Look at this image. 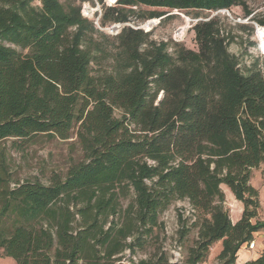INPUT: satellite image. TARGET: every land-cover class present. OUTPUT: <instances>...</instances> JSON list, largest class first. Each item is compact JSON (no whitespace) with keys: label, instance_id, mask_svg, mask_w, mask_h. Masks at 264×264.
Here are the masks:
<instances>
[{"label":"trees","instance_id":"16d2710c","mask_svg":"<svg viewBox=\"0 0 264 264\" xmlns=\"http://www.w3.org/2000/svg\"><path fill=\"white\" fill-rule=\"evenodd\" d=\"M138 6L208 15L242 7L251 16L243 0L103 4L101 26L124 25L117 38L126 61L94 77V56L84 47L93 24L80 7L0 0V144L40 136L67 141L77 129L83 153L49 185L14 188L0 157V252L16 264H170L162 248L147 259L135 256L177 201L189 203L197 229L181 264L205 263L219 242L218 264H236L241 248L264 230V222L252 223L260 204L250 184L264 165L258 61L242 70L213 19L194 26L198 53L179 48L172 56L167 43L150 40L153 31L127 26V8ZM168 13L150 16L161 21ZM223 185L243 204L236 224ZM245 264H264V253Z\"/></svg>","mask_w":264,"mask_h":264},{"label":"rangeland","instance_id":"374dc122","mask_svg":"<svg viewBox=\"0 0 264 264\" xmlns=\"http://www.w3.org/2000/svg\"><path fill=\"white\" fill-rule=\"evenodd\" d=\"M65 10L81 8L82 17L93 24L88 27L84 40V47H89L94 60L91 64V75L102 77L118 71L122 66L120 62L126 61L117 35L124 27L123 24L108 22L106 27L101 26L103 17V4L106 0H59ZM251 12L246 17L242 7H234L229 11H221L208 15L200 11H168L163 9H151L138 6L131 9L129 25L144 27L153 31L150 40L156 43H167L168 53L174 56L177 49L184 48L198 53L199 47L194 26L201 21L215 20L221 35L225 37L228 50L238 57L240 67H254L258 61V68L264 72V26L257 21H264V0H243ZM107 2V3H106ZM153 11L169 12L164 20L151 19ZM117 27L112 30V28ZM76 28L71 29L74 34ZM146 33V32H145ZM20 51V49H18ZM120 116V113L117 112ZM77 129L71 139L62 141L40 136L33 141L19 142L8 140L0 144V157L5 162V182L14 188L17 183L36 182L49 185L54 177H64L73 162H79L83 153L78 143ZM251 186L259 194L258 216L252 220L253 224L264 222V165L254 169L251 174ZM225 193V209L229 212L231 221L236 224L242 218L243 204L238 202L229 188L222 186ZM187 201H177L160 217L161 228L149 239L148 244L142 249L137 248L135 260L147 259L157 253V249H163L167 254L170 264H181L184 261L188 248L191 247L197 236V229L193 228L195 217ZM12 225V219L9 220ZM254 248L244 245L241 251L248 255V262L256 261L264 253V230L254 234ZM252 241V242H253ZM2 250V249H1ZM156 251V252H155ZM222 251V242L215 244L209 252V256L203 264H218V256ZM130 252H126L125 261L129 259ZM243 256L238 253L236 264H243ZM0 264H16V261L0 252ZM245 264V263H244Z\"/></svg>","mask_w":264,"mask_h":264},{"label":"built area","instance_id":"2783aa9c","mask_svg":"<svg viewBox=\"0 0 264 264\" xmlns=\"http://www.w3.org/2000/svg\"><path fill=\"white\" fill-rule=\"evenodd\" d=\"M106 1L108 2V3L106 2L108 6H114V5H116L117 3H119L120 0H106ZM147 26H148V24H146L144 27H139L138 29H144L145 32H150V31L147 30ZM263 33H264V31H263ZM248 245L252 246V248H254V246H255V245L253 244V242H251V243L248 244ZM248 245H247V246H248Z\"/></svg>","mask_w":264,"mask_h":264},{"label":"crops","instance_id":"0c3cea01","mask_svg":"<svg viewBox=\"0 0 264 264\" xmlns=\"http://www.w3.org/2000/svg\"><path fill=\"white\" fill-rule=\"evenodd\" d=\"M253 244L256 245V242L253 241ZM254 247H255V246H254ZM239 255H240V256H243V257H242V260H243L244 263H247V262H248V261H247V258H249V256H248V255H245V252H244V251H241V250H240V251H239ZM244 263H243V264H244Z\"/></svg>","mask_w":264,"mask_h":264},{"label":"bare ground","instance_id":"6f19581e","mask_svg":"<svg viewBox=\"0 0 264 264\" xmlns=\"http://www.w3.org/2000/svg\"><path fill=\"white\" fill-rule=\"evenodd\" d=\"M153 23H149L148 26L152 25Z\"/></svg>","mask_w":264,"mask_h":264},{"label":"water","instance_id":"95a60500","mask_svg":"<svg viewBox=\"0 0 264 264\" xmlns=\"http://www.w3.org/2000/svg\"><path fill=\"white\" fill-rule=\"evenodd\" d=\"M117 27L112 28V30L116 29Z\"/></svg>","mask_w":264,"mask_h":264}]
</instances>
